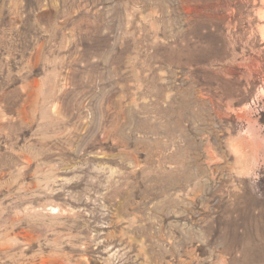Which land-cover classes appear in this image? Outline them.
Returning <instances> with one entry per match:
<instances>
[{
    "label": "rangeland",
    "instance_id": "obj_1",
    "mask_svg": "<svg viewBox=\"0 0 264 264\" xmlns=\"http://www.w3.org/2000/svg\"><path fill=\"white\" fill-rule=\"evenodd\" d=\"M0 264H264V0H0Z\"/></svg>",
    "mask_w": 264,
    "mask_h": 264
}]
</instances>
